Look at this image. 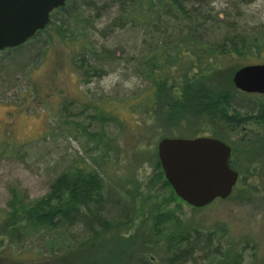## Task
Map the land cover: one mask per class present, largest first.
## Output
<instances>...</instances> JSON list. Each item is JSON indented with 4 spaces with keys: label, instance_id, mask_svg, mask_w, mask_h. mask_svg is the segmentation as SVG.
<instances>
[{
    "label": "rangeland",
    "instance_id": "rangeland-1",
    "mask_svg": "<svg viewBox=\"0 0 264 264\" xmlns=\"http://www.w3.org/2000/svg\"><path fill=\"white\" fill-rule=\"evenodd\" d=\"M93 1L95 9L82 6L75 11L73 16L78 15L77 22L70 19L72 22L65 25L56 21L37 38L36 44L30 45L33 42L30 40L21 47L25 49L12 54L0 53V210L7 208L12 190L28 198L42 195L60 165L65 166L77 155L85 154L84 138L75 136L71 133L75 132L73 130L67 132L72 129L68 121L86 124V115L94 112L93 106L98 101L110 98L112 102L115 98L133 96L145 85L135 75L134 61L142 51L156 46L164 27L157 28L160 32L155 29L152 39V33L144 36L145 31L139 26L112 25L116 22L117 7L107 0ZM206 2L202 13H208V7L213 8L224 24L237 20V25L248 31L264 26V0H244L237 4L239 7L234 0ZM69 11L74 13L73 8ZM236 12L242 15L235 17ZM170 20V24L175 23ZM59 24L61 32L57 29ZM205 25L210 29L204 33L208 39H218L229 31V27L223 25L219 31H213L210 21ZM168 29L165 35L172 42L185 34H173ZM82 31L91 42L86 48L95 49L100 59L90 57L89 61L101 69L100 76L87 82L80 77L73 62L75 56H80V48L72 35ZM23 65L26 67L20 69ZM224 65L226 72L220 74L221 78L232 83L235 71L230 72L229 63ZM259 96L264 99V93ZM184 126L180 132L168 131L167 135L212 136L232 148L231 158L239 176L231 194L204 207L190 206L175 194L159 160H149L148 154L136 162L131 158L122 129L117 140L121 152L114 164L106 166L111 178L107 181L112 186L119 177L123 184L135 190L136 211L128 227L108 232L96 240L95 264H138L137 256L145 257L148 264H167V245L176 241L181 233L193 229L216 233L211 247L221 249L209 264H234L235 252L241 254L240 264H264L263 126L248 122L231 129L224 123L214 126L209 120L191 125L187 122ZM95 127L93 125L92 129ZM107 129L111 136L118 132L112 125ZM157 142L153 146L155 154ZM160 214L167 219L158 223L156 218ZM203 244V238L191 244L195 264H208L204 257L206 249L200 250Z\"/></svg>",
    "mask_w": 264,
    "mask_h": 264
},
{
    "label": "trees",
    "instance_id": "trees-1",
    "mask_svg": "<svg viewBox=\"0 0 264 264\" xmlns=\"http://www.w3.org/2000/svg\"><path fill=\"white\" fill-rule=\"evenodd\" d=\"M206 1H106L117 7L116 22L112 25L139 26L145 31L144 36L152 33V39L154 30L163 27L165 31L169 28L171 33L185 34L172 42L163 31L156 46L140 53L134 61V72L145 85L133 96H122L112 102L110 98L98 101L93 106L94 112L86 115V124L68 121L72 129L67 132L73 130L75 132L71 133L75 136L84 138L85 154L77 155L65 166L60 165L45 193L28 198L19 191H11L7 208L0 210V264L96 263L93 255L96 240L108 232L128 227L136 211L135 190L123 184L119 177L114 179L112 186L107 181L110 169L106 166L119 158L121 150L117 140L123 130L131 158L136 162L147 154L149 160L157 161L153 151L157 140L168 136V131L180 132L187 122L191 125L209 120L214 126L224 123L231 129L253 122L264 129L263 96L238 91L229 79L224 80L220 75L226 72L224 63H229L231 66L227 68L234 72L242 65L264 62V26L248 31L239 27L237 20L224 24L213 8L208 7V13H202ZM234 1L239 7L237 4L244 0ZM93 4V0H66L50 13L44 29L24 43L0 53L9 51L12 54L25 49L21 47L30 40H33L30 45L36 44L37 38L51 24L77 22L78 15L73 16L75 11L82 6L95 9ZM232 7L236 9L233 4ZM72 8L74 13L69 11ZM235 15L239 18L242 13ZM170 19L175 23L170 24ZM207 21L211 22L213 31H219L220 25L228 26L229 31L218 39H208L204 34L210 31L205 25ZM57 29L61 32L60 24ZM150 30L152 32H148ZM72 37L80 48V56L73 58L80 77L87 82L100 76L101 69L89 61L90 57L97 59L99 55L95 49L86 48L91 44L87 33L82 31ZM93 125L96 127L92 129ZM109 125L118 130L114 136L108 133ZM176 136L182 137H172ZM59 162L62 164L64 158ZM230 162L236 169L232 159ZM165 219L167 217L160 214L156 221L160 223ZM214 234L213 231L202 233L199 229L181 233L166 247L167 264H195L191 258V244L199 243L202 238L204 246L200 250L206 249L204 257L209 264L221 249L217 246L212 250ZM77 238L82 239L78 242ZM234 255L233 263L240 264L241 254L235 252ZM144 258L137 256L136 262L148 264Z\"/></svg>",
    "mask_w": 264,
    "mask_h": 264
},
{
    "label": "water",
    "instance_id": "water-1",
    "mask_svg": "<svg viewBox=\"0 0 264 264\" xmlns=\"http://www.w3.org/2000/svg\"><path fill=\"white\" fill-rule=\"evenodd\" d=\"M66 0H0V51L16 47L46 27L50 13ZM244 93H264V62L240 66L232 76ZM157 157L175 194L192 207L227 198L238 172L230 162L231 148L212 136H164L157 142Z\"/></svg>",
    "mask_w": 264,
    "mask_h": 264
},
{
    "label": "flooded vegetation",
    "instance_id": "flooded-vegetation-1",
    "mask_svg": "<svg viewBox=\"0 0 264 264\" xmlns=\"http://www.w3.org/2000/svg\"><path fill=\"white\" fill-rule=\"evenodd\" d=\"M247 94H249V95H255V93H247ZM257 95H260V94H257ZM231 148V147H230ZM231 156H232V148H231ZM232 158L230 157V160H231ZM234 168V167H233ZM235 169V168H234ZM238 172V171H237ZM239 174V173H238Z\"/></svg>",
    "mask_w": 264,
    "mask_h": 264
},
{
    "label": "clouds",
    "instance_id": "clouds-1",
    "mask_svg": "<svg viewBox=\"0 0 264 264\" xmlns=\"http://www.w3.org/2000/svg\"><path fill=\"white\" fill-rule=\"evenodd\" d=\"M126 86H127V87H131V84L126 83Z\"/></svg>",
    "mask_w": 264,
    "mask_h": 264
}]
</instances>
